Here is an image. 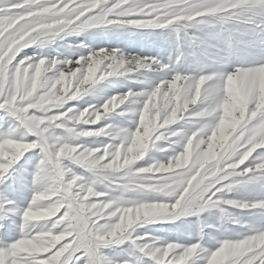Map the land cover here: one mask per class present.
<instances>
[{
	"label": "snow or ice",
	"instance_id": "obj_1",
	"mask_svg": "<svg viewBox=\"0 0 264 264\" xmlns=\"http://www.w3.org/2000/svg\"><path fill=\"white\" fill-rule=\"evenodd\" d=\"M241 22L260 35L248 38ZM201 27L218 30L219 43L187 32ZM167 30L183 31L205 66L228 63L238 45L259 59L193 75L178 67L182 51L168 62L83 42L70 45L87 49L74 60L24 51L85 32L147 38ZM121 79L138 90L108 95L101 87L95 103L78 105L100 82ZM0 111L10 118L7 128L0 122V187H24L21 161L30 152L25 163L36 161L26 208L0 196V221L23 220L21 238L0 247V264H130L101 251L121 242L135 250V264H264V225L213 237L212 248L179 239L185 217L264 210V201L226 198L264 177V0H0ZM129 115L133 130L115 122ZM186 119L205 122L190 135L172 129ZM165 131L181 137L171 155L142 163ZM30 222L44 227L30 231ZM145 223L173 225L164 231L175 236L136 233Z\"/></svg>",
	"mask_w": 264,
	"mask_h": 264
},
{
	"label": "rangeland",
	"instance_id": "obj_2",
	"mask_svg": "<svg viewBox=\"0 0 264 264\" xmlns=\"http://www.w3.org/2000/svg\"><path fill=\"white\" fill-rule=\"evenodd\" d=\"M256 21H259V16L254 17ZM237 28L244 32L248 38H253L260 35V30L256 28L254 23L241 22L237 25ZM187 32L197 33L201 38L210 43H219L218 30H212L207 27H201L197 29H188ZM81 42L87 44L90 48L96 49L98 47H120L124 51H132L137 53H143L145 55L157 56L164 62H168L169 56L175 59V56L179 52H184V60L178 67L185 72H190L193 75H198L200 71H220L229 72L234 66L241 62L255 63L259 56L248 47L243 45L236 46L232 53L228 57V63L216 64L212 66H205L204 59L201 57L199 60H195L191 52L194 51V46L189 40L188 36L182 31L177 37L171 30L163 32V34L157 33L155 36L143 38L140 35H116L109 33L107 35L92 36L89 33H80L75 35L65 36L63 39L57 38L53 42L47 44L43 48L32 47L25 49L30 55H43L48 58H56L58 60L76 59L79 54H87V49L76 50L70 45L80 44ZM109 89L108 95H113L117 92H126L129 88L138 90V86L132 84L128 80L121 79L118 84L112 86L109 81L100 82L95 86L94 92L91 95L85 96L82 100L78 101V105H84L85 101L95 103L99 98L96 95V90L99 88ZM86 106V105H85ZM0 118H2L3 127L7 128L10 123V118L0 111ZM137 118L133 115L126 117L115 118V122L119 123L121 127L133 130L136 127ZM205 121L203 120H184L172 126L175 131H180L190 135L197 128L202 126ZM231 125H225V130ZM165 139L157 142L155 148H151L147 153L142 163H150L156 160L163 161L171 155L172 147H176L175 141L180 140V136H172L169 131H165ZM33 139V137H29ZM100 140L106 141V138L100 137ZM168 149V151H163ZM33 153H28L21 164L24 165V187L16 185L15 190L11 187H0V196L6 197L9 200L15 202V206L19 209H24L28 206L32 196V172L36 161L31 163H25L29 156ZM19 168V165L17 166ZM12 181L9 180L7 185H11ZM102 187V186H101ZM113 197H120L123 195V199H134L136 194L124 193L121 194L118 191L112 193ZM228 199H234L240 202H259L264 201V177H257L251 184L245 187L237 188L236 190L227 193ZM229 216H223L219 209H211L201 213L199 216H188L183 218L182 223L184 225L179 239L182 243H195L198 240H203L205 247H214L215 241L213 237L220 236L221 234L229 237L245 232L249 226L259 227L264 225V210L260 209H239L235 207L228 208ZM38 212L34 218H39ZM3 227L0 228V247H5L14 243L22 236L23 220L19 214H11L3 221H0ZM44 225L41 222H30L28 230L37 232L43 229ZM173 225L161 224V223H145L142 226H134L135 232L143 234L146 231H150L152 235H169L175 236L174 233H165V229H169ZM101 251L105 256L113 260L114 262L129 261L130 264H135L136 254L135 250L128 242H121L118 244H112L107 247H103Z\"/></svg>",
	"mask_w": 264,
	"mask_h": 264
},
{
	"label": "clouds",
	"instance_id": "obj_3",
	"mask_svg": "<svg viewBox=\"0 0 264 264\" xmlns=\"http://www.w3.org/2000/svg\"><path fill=\"white\" fill-rule=\"evenodd\" d=\"M144 214H145V215H148L149 213L146 211Z\"/></svg>",
	"mask_w": 264,
	"mask_h": 264
}]
</instances>
